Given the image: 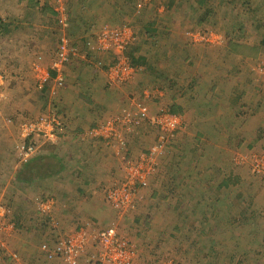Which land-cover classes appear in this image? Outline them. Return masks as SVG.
I'll list each match as a JSON object with an SVG mask.
<instances>
[{
  "label": "rangeland",
  "instance_id": "obj_1",
  "mask_svg": "<svg viewBox=\"0 0 264 264\" xmlns=\"http://www.w3.org/2000/svg\"><path fill=\"white\" fill-rule=\"evenodd\" d=\"M135 1L130 0L127 5L125 3L128 23L134 20L131 13L136 10V5L138 10V15L135 14L138 17L134 21L136 29L127 25L134 36L133 43L136 41L132 56L145 58L147 62L145 66L134 67V73L121 84L112 83L107 78L112 87L127 89L131 84L138 94L133 95V100L128 104L118 103L114 111L120 107L121 110L115 115L112 113L104 122L117 117L123 110L136 112V108L131 109L128 105H136L138 108V104L146 107V115L150 119L160 110L156 109L158 112L155 110L154 114H150L148 105L155 104L158 108L156 104L160 102L163 105L161 110L179 116L182 128L175 132L165 147L158 150L155 174L148 179L146 190L139 191L138 197L141 199L135 209L123 217L106 207L99 192L95 191V188L102 186L101 193L104 195L106 188L114 183L109 172H100L103 170L101 166H113L114 161L112 163L110 157L112 153H105L102 148L96 150L97 153L88 150L90 146L87 139L75 143L74 149L79 154L63 162L67 170L80 172V177L75 176L73 182L77 190L83 189L79 194L76 192L82 204L67 208L55 206L52 212L53 226L38 212L34 213L35 202L33 205L30 201L33 197L39 200L43 197L53 198V195L43 193V189L38 188L27 193L24 184L27 179L23 169L25 164H21L19 155L22 142L19 128L24 123L34 121V117L53 116L56 106L51 103L52 99L56 100V104L69 103L68 99L62 97V91L63 88H69L71 81L67 87V77L64 75L61 86L54 84L51 87V83H48L42 90L45 84H39L47 74L40 73L42 69L38 64L34 66L35 72L39 74L36 87L34 78L30 79L24 71L11 74L6 69L11 67V63L6 65V62L14 55L13 42L21 40L23 34L20 31L13 34L8 28L4 29L5 24L1 22L0 203L10 211L9 219L15 230L7 238L6 246L19 263L22 260L26 264H46L54 260L60 263L61 260L57 258L40 262L44 255L39 249L43 243L53 249L51 236L58 237L66 233L65 221L57 216V211H66L68 216L65 217L72 216L71 224H79L80 228L99 230L114 226L118 234L135 247L139 264H158L164 259H171L177 264H264V174H257L258 170L255 169L259 160L260 164H264V45L260 46L256 57L248 56L245 49H236L233 45L229 47V43L243 47L259 45L260 38L264 36V0H249L250 11L241 6V0L224 3V6L221 1L213 0L211 14L202 25H197L194 19L199 12L192 13L190 3L186 0H174L177 7L184 8L178 14L163 12L167 0H137V4ZM24 3V0L21 3L20 0H0V20H14L17 13L24 12L21 8ZM188 12L193 14L192 19L187 17ZM46 20L50 27L49 38H57L49 51V55L54 56L52 52L54 48L57 49L60 36L64 35L71 40L66 31L62 33L63 30L56 28L57 16L48 15ZM149 20L156 23L154 28L160 33V41L156 46L149 40L145 42L143 34H140ZM18 35L21 37L17 38ZM73 47L86 55L87 59L93 58L85 52L84 46ZM37 53L43 54L44 50L40 49ZM71 63L63 69L69 68ZM139 74V78H142L140 84L137 80ZM134 75L135 82H132ZM27 84H30L31 89L25 96L13 93L21 91ZM48 91L54 95H49L51 99L48 98ZM145 93L147 98L143 95ZM29 95L38 102L36 106L31 105L36 114L30 111H10L12 108H25L27 104H33L29 102ZM113 97L110 100L116 103ZM167 102L170 104L167 105ZM47 103L53 105V112L42 115ZM92 113L100 118L102 110L98 108ZM138 126L133 134L126 137L124 150L121 151L127 153V159L145 155L157 142V131L150 124L156 133L154 142L136 139L140 130ZM93 140L97 141L96 138ZM28 142L25 143L32 144ZM33 142L34 146H41L38 149L39 155L43 152L45 155H49V152L54 155L58 145V141L51 145L41 139ZM97 142L118 158L114 157L117 162L114 168L121 172L122 177L121 156L124 154L117 153L118 147L115 145L110 148ZM80 155L82 161L78 159ZM98 157L100 159L95 160ZM49 161L45 166L52 168L54 161ZM81 176H84V181ZM222 183H226V186L217 189ZM91 192L89 197L101 199L100 204H89L87 195ZM249 215L252 217L250 226L247 219ZM247 235L252 237L248 244ZM0 264L15 263L1 257Z\"/></svg>",
  "mask_w": 264,
  "mask_h": 264
},
{
  "label": "crops",
  "instance_id": "obj_2",
  "mask_svg": "<svg viewBox=\"0 0 264 264\" xmlns=\"http://www.w3.org/2000/svg\"><path fill=\"white\" fill-rule=\"evenodd\" d=\"M24 1H25L24 6L21 7L24 9V12H21L19 14L17 13L16 14L17 16L14 18V20L11 19L9 20L8 18L6 20L1 18L0 20V24L1 22L5 24L4 29L8 28V30H10V32H12L13 34L18 31H20V33L23 34L21 40L17 42L16 41L13 42L14 49L12 52L14 53V55L12 54V57L7 59L6 62V65L8 63H11V67L9 68L6 67V69L9 70V72L13 75L19 73V70L24 71L26 74H29L30 79L34 78L33 83L34 86L36 87L37 78L39 77L38 76L39 74L35 72L34 66L38 64L39 68L42 69L40 73H45L47 74L46 76H48V81L46 82L45 86L42 87V90L48 86V83H51V87L54 84L60 85V83H57L56 81L59 74L55 70L51 69V64L53 62V58L55 56V51H56L55 48L53 49L54 52H52L54 56L51 54L49 55V51H51L50 49L54 45L53 41L56 42L57 38L55 39L49 38L50 27L48 26V24H46V22L48 21L46 20L48 15H52V16L54 15V17L57 15H55V13L52 11L51 6H49V2L47 0H43V1L24 0ZM129 1L128 0H65L66 12L68 14L69 20L65 25H61L58 21L55 20L56 28L58 30H63L62 33L66 31L68 37L71 40V43H73V45L75 46H84L85 52L88 55L93 56V58L87 59L86 55L79 52L80 56L77 59L73 60L74 62L71 63L69 68L67 67L65 69H62L63 74L61 75L63 76V79H64V75L65 77H67V87H68V82L71 81V84L69 88H63L64 90L62 89L63 90L62 97L68 99L67 101H69V103L59 102L58 104H56L55 99H52L53 101H51V103H53V105L56 106L55 109L56 113L54 114V116L58 118V121L61 124L60 130L57 133L58 145L56 149H54L55 150L54 155L52 154V152H49V155L47 154L45 155V152H43V154L37 157V160L34 161L32 160L33 162H30L31 164H29L28 166H24L23 168L25 170V176L27 178L24 183L27 188V193L28 194L32 193L34 188H38L39 190L43 189L42 190L43 193H46L48 195L49 194L53 195V198L51 199L54 201V207L57 206V207L67 208V207H71V205L72 206L76 205V207H79L82 204L79 203L80 200L76 192L79 194L83 189H80L78 187L79 189L77 190V187L75 188V184L73 182L74 181L73 178L75 176L78 175V177H80L79 176L80 172H76L75 170L69 171L63 166L64 159L75 156V154H79L78 153L79 151L77 149H74V146H76L75 143H78L80 139L81 140L87 139V143L90 146L88 147V150H92V152L94 153H97L98 151L96 150L100 148H102V151H104L105 153L111 152L112 153V156H110L111 161L112 163L114 161L115 165L113 164V166H111L112 164L111 165L109 164L111 168L101 166L103 167L102 168L103 170H101L100 168L101 170L100 172L103 174L109 172L110 175H112L113 177L112 183L116 182L115 180L121 177V172L117 171V169L115 170L114 168V166L115 167L117 166V162L115 159L117 157L113 154L111 150H108L103 145H101V143L97 142L99 140L94 141L93 138H91L92 135L90 131L91 129L97 127L99 124H102L107 118L111 117L112 113L113 115H115L116 112H119L121 110V107L117 108V110L114 111V109L118 106L117 105L118 103L119 104L123 103V105L130 103V101L133 100L132 96L138 94V92L131 86V84L129 88L127 87V89L126 88L124 89V87L121 86L112 87L111 83L107 82V78L109 79V77L107 71L105 73V70H107V68H109L115 62L114 61L115 56L112 52L102 53L93 50L92 47L95 44L96 36L105 29L114 30L121 28V26L127 27L128 24L135 28L134 21L138 17L137 5H136V10H134V12L132 10L131 13V18L134 17V20L132 22L129 21L128 23V19L126 18L127 15L125 12V8H126L125 3L127 2L126 3L127 5ZM21 2L22 0H20V3ZM137 3L138 2L136 0L135 4ZM21 14L22 16H19ZM1 25L3 27V24ZM20 37H21L20 35L17 36V38ZM135 42L128 47L126 51V55L130 54L132 56V53L134 52V46L136 44ZM40 49L44 50L43 54L37 53ZM137 59L138 58L133 57V60H137ZM145 62L147 61L145 60ZM87 63L89 64V66H87ZM136 66H138V64ZM136 72L138 73V70ZM23 75L25 74L23 73ZM140 76L141 75L139 74L137 79L138 84H140V82L142 81V78H139ZM134 78L135 75L132 78L133 81L131 80L132 82H135ZM93 83H96V85H93ZM30 89H31L30 84H27V86L25 88H22L21 91L16 90L13 93L16 95L17 94L20 95V93H22L21 95L25 96L30 92ZM47 94L49 99H51V96H54L51 95L53 94L52 92L51 94H49V91ZM49 95L51 96L49 97ZM112 95L114 96L112 100L113 101L115 100L116 103L110 100ZM28 99L29 102H32L33 104L29 103L30 105L27 104L25 108H12L10 111H14L18 113L20 112L25 113L30 111V113L36 114V112H33L34 107H32L31 105L36 106V103L38 102L32 100L31 95H29ZM81 100H83L84 102H82ZM169 104L170 103L167 102V105ZM138 105H142V104H138ZM156 105H159L158 108L155 107V104L154 106L153 105L151 106V104L148 105L150 114H154L153 112H155L156 109L161 110V107L163 106L160 102L159 104ZM52 106L47 103V106L43 109L44 111L42 115L53 112ZM128 107L131 109L132 108L137 109L136 105H128ZM98 108L102 110V114H100V118H97L95 114L92 113L93 110ZM158 110H156V112H158ZM69 112L70 114H66ZM40 116L34 117L32 118V120H36ZM143 119H141L139 123L138 129L140 130L138 131V135L135 138L136 139L140 138V140H143L144 142H149L152 140L153 143L155 140L156 133L153 132V128L152 129L150 128L146 118ZM149 128L151 131H149ZM149 135H152V137H148ZM145 137H148L149 139L145 141L144 140ZM63 144H68V146H65ZM50 155L53 158L50 159L51 157ZM79 158H81V155L78 156V159ZM98 159H100V157L96 158L95 160ZM49 160L54 161L53 162L54 166L52 168L45 166V164L46 165L48 164ZM95 160H93V162ZM118 164L120 165L119 161ZM81 179L82 181H84L85 180L84 176H81ZM30 188H32V190H29ZM102 188H103L102 186L99 188H95V191L97 193L99 192L101 198L103 199V203L106 205V207L109 208V206L105 201L104 195L101 193ZM144 190H146V188L141 190V192H143ZM28 194H26L27 197ZM33 195L34 194H32L31 196ZM89 195H92V192L87 195V200L90 199V203H89L90 205L96 206V202H98L99 204L101 203V199L96 200V198H94L93 196L89 197ZM34 196H40V195H34ZM35 199L38 200V197H33V199L30 200L31 203H33V201L36 202ZM43 199H46V197H43L39 200H43ZM34 208H35L34 213L36 214L37 212L36 204L34 205ZM65 215L68 216V212L57 211V216H61L60 217L61 221H65L66 223L65 231H64L66 232L65 233L66 235L67 233L80 228V225L79 224L74 225V222L71 224L70 221H73L72 220L73 217L69 216V218H67L65 217ZM250 218H252L250 217V215L247 216L249 226L251 225ZM66 230H70V231L67 232ZM249 232L250 231H248L247 233L249 234ZM55 237L56 236H51L52 238L51 243H53V245L55 242ZM250 238L252 237H249V235H247V239H246L247 244L249 243ZM88 253H90V251H88ZM41 260L43 262L46 261L45 257L43 258L41 257L40 262ZM9 262L12 263L11 260H9ZM21 262L23 263L25 261L22 260ZM48 263L57 264L56 260H54V262H47L46 264ZM58 264H61V262Z\"/></svg>",
  "mask_w": 264,
  "mask_h": 264
},
{
  "label": "built area",
  "instance_id": "obj_3",
  "mask_svg": "<svg viewBox=\"0 0 264 264\" xmlns=\"http://www.w3.org/2000/svg\"><path fill=\"white\" fill-rule=\"evenodd\" d=\"M47 1L52 11L57 15L59 23L67 24L69 17L66 12L65 0ZM133 41L134 36L128 27L114 30L105 29L96 36L92 49L102 53L112 52L115 56L114 65L107 69L110 82L121 84L134 73L135 68L130 65L126 55V51ZM79 56V52L69 39L64 35L60 36L57 41L55 59L51 64V69L59 74L57 83H61L63 80L61 72L64 66ZM47 81L48 76H44L39 85L43 86L41 84H46ZM143 95L147 98L146 93ZM146 114V107L138 105L136 112L123 110L117 117L107 120L90 131L92 137L105 144L106 147L111 148L113 147L111 145H115L118 147L116 152L124 154L121 156L122 177L106 188L104 193L107 205L121 217L135 209L136 203L141 199L138 197L139 191L148 186V179L155 174L158 150L165 147L175 132L182 128L179 116L165 110H160L150 119H147ZM143 118H146L157 131V142L145 155L127 159V153L121 152L124 150L126 137L133 134ZM60 127L61 124L54 115L47 118L41 117L20 125L19 136L22 142L19 145V155L21 164H26L41 155L38 154L40 152L38 149L39 147L41 149V146L33 145L35 139H41L49 145L54 144L57 141ZM259 161H255V169L258 170L257 174L259 172L264 174V164H260ZM35 204L37 212L49 222V225L53 226L54 201L51 198H46L36 200ZM9 218L10 211L0 203V256L9 258L15 264H26L19 263L16 256L11 254L6 246L7 238L15 231L14 224ZM53 247L52 249L48 244L43 243L39 250L45 259L58 258L63 264H139L138 252L134 249L135 247L133 248L124 237L120 236L114 226L99 230L78 228L66 235L56 237ZM158 264L177 263L171 259H164Z\"/></svg>",
  "mask_w": 264,
  "mask_h": 264
},
{
  "label": "trees",
  "instance_id": "obj_4",
  "mask_svg": "<svg viewBox=\"0 0 264 264\" xmlns=\"http://www.w3.org/2000/svg\"><path fill=\"white\" fill-rule=\"evenodd\" d=\"M187 2H189V8L191 10V12H199L198 15H196V18H194L196 20L197 25H202L203 21L206 22V18L210 16L211 14V9L213 8L212 4L213 0H186ZM215 1V0H214ZM221 1V5L224 6V3H232L234 0H218ZM153 2H155V0H153ZM182 2H185V0H182ZM241 6H245L247 11H250L251 6H250V1L249 0H241ZM196 6V7H195ZM215 9H217V6L214 7ZM163 9V8H162ZM184 9V8H182ZM181 9V6L177 7L175 5V1L174 0H167L166 6L163 9V12H172V13H180L184 10ZM255 12V11H254ZM186 14V12H185ZM188 14V18H193L192 15L193 14ZM172 16V15H171ZM155 22L149 20V22H146V25L142 28L140 34H143V38L145 42L151 41L153 42L152 45H155L158 43L159 40V36L160 33L154 28L155 27ZM258 29V28H257ZM141 34V35H142ZM232 45L236 48V49H245L246 50V54L250 57H256L259 54L260 51V46L264 45V36H262L259 40V45L258 46H254V47H247L244 45L240 46V45H234V44H230L229 43V47L232 48ZM234 50V49H233ZM128 60L130 62V65L132 67H135L137 64L138 66L136 67H140V66H145V58L139 57L137 60H133V57L129 54L127 55ZM34 160V159H33ZM30 162H33L32 160ZM30 162L26 163L24 166H28L29 164H31ZM229 182V181H228ZM226 186V183H222L221 185L217 186L218 188Z\"/></svg>",
  "mask_w": 264,
  "mask_h": 264
}]
</instances>
